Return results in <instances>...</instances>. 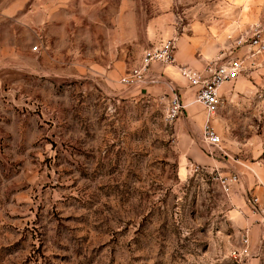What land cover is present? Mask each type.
I'll use <instances>...</instances> for the list:
<instances>
[{
	"label": "rangeland",
	"instance_id": "obj_1",
	"mask_svg": "<svg viewBox=\"0 0 264 264\" xmlns=\"http://www.w3.org/2000/svg\"><path fill=\"white\" fill-rule=\"evenodd\" d=\"M181 11L0 0V264H264V215L250 203L264 186V54L222 88L219 148L202 143L203 120L187 142L165 119L181 90L171 80L142 94L121 83ZM230 174L256 220L232 211L235 190L218 181Z\"/></svg>",
	"mask_w": 264,
	"mask_h": 264
},
{
	"label": "crops",
	"instance_id": "obj_2",
	"mask_svg": "<svg viewBox=\"0 0 264 264\" xmlns=\"http://www.w3.org/2000/svg\"><path fill=\"white\" fill-rule=\"evenodd\" d=\"M175 3L182 6L181 16L177 14L178 18H181V25L177 24V18L173 12L174 19L171 24H168L164 36L165 41L172 39L174 42V63L170 65L154 63L151 69L158 71L157 68L160 66L162 73L149 71V74L156 77L159 83L161 79L167 78L181 88L180 93L174 91L180 96L184 106V111L176 123V131L182 135L186 129L192 127L199 131L201 121L203 120L202 124L204 122V116L195 102L196 88L188 87L186 81L178 73L179 67L188 66L203 70L212 59L227 60L236 56H245L248 52L247 48L236 49L234 43L246 35L253 26L259 25L264 28V0H175ZM157 84L141 85L137 89L140 94L157 92L160 90ZM232 84H223L220 91L226 85L231 86ZM193 115L196 116L193 117ZM182 136L184 141H190L187 133ZM233 190L235 192L231 199L234 206L232 211L240 220L248 216L251 220H256V217L248 211L242 196L247 191L240 190L235 185ZM251 193L263 197L264 186H257ZM253 232L254 229L251 230V233ZM240 242L238 247H240Z\"/></svg>",
	"mask_w": 264,
	"mask_h": 264
},
{
	"label": "built area",
	"instance_id": "obj_3",
	"mask_svg": "<svg viewBox=\"0 0 264 264\" xmlns=\"http://www.w3.org/2000/svg\"><path fill=\"white\" fill-rule=\"evenodd\" d=\"M246 47L248 52L243 57H233L227 60L212 59L203 70H196L188 66H180L178 71L180 76L186 81L188 87L196 88L195 102L199 103L205 112L204 122L201 127L200 139L209 148H219L221 137L217 133L214 125V116L220 110L223 100L221 86L225 83H234L240 75L245 72L244 58L254 57L264 54V28L255 25L243 37L234 43V48ZM174 42L168 39L162 42L155 49L144 53L141 64L133 68L121 79V83L126 87L146 84H157L159 80L149 74L150 65L155 62L160 65H168L174 62ZM165 119L172 122L184 111V106L180 96L171 89V95L165 108ZM219 185L225 194H230L232 188L237 183V176L230 174L219 177ZM257 207L264 215V196L252 197L250 202ZM251 254L247 235L243 236L240 247L232 251V256L240 262Z\"/></svg>",
	"mask_w": 264,
	"mask_h": 264
}]
</instances>
